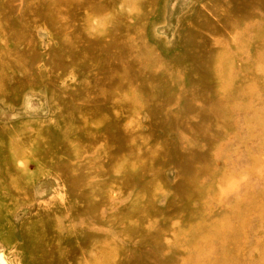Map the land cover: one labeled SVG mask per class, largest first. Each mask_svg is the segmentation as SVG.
<instances>
[{
	"label": "rangeland",
	"instance_id": "obj_1",
	"mask_svg": "<svg viewBox=\"0 0 264 264\" xmlns=\"http://www.w3.org/2000/svg\"><path fill=\"white\" fill-rule=\"evenodd\" d=\"M221 263L264 264V0H0V264Z\"/></svg>",
	"mask_w": 264,
	"mask_h": 264
},
{
	"label": "bare ground",
	"instance_id": "obj_2",
	"mask_svg": "<svg viewBox=\"0 0 264 264\" xmlns=\"http://www.w3.org/2000/svg\"><path fill=\"white\" fill-rule=\"evenodd\" d=\"M247 193H248V192H247ZM251 201H253V199H252ZM242 203H243V201H242ZM242 203H241V204H242ZM233 204H234V203H233ZM238 204H239V203H238ZM248 204H250V203H248ZM242 205H243V204H242ZM243 206L246 207V204H244ZM243 206H242V208H244ZM247 206H248V205H247ZM252 206H253V205H252ZM233 208H234V207H233ZM233 208H232V209H233ZM242 208L239 207L238 209H242ZM254 208H255V207H254ZM258 208H259V207H258ZM232 209H231V210H232ZM235 209H236V206H235V208L233 209V211H234ZM248 209H249V208H248ZM246 210H247V209H246ZM246 210L243 211V214H244V212H245ZM236 211H237V210H236ZM249 211H250V210H249ZM241 212H242V210H241ZM241 212H240V214H241ZM253 212H254V209H253ZM255 212H256V210H255ZM257 212H258V211H257ZM245 213H246V212H245ZM234 214H235V213H234ZM236 214H237V213H236ZM254 214H255V213H254ZM256 215H257V214H256ZM237 216H238V215H237ZM243 216H246V215H243ZM228 217H229V216H228ZM230 217H231V216H230ZM230 217H229L227 220H229ZM236 218H237V217H236ZM236 218H235V216H234V219H235V220H236ZM223 219H225V217H224ZM238 219H239V218H238ZM230 221H231V220H230ZM232 221H233V220H232ZM232 221H231V222H232ZM236 221H237V220H236ZM238 221H239V220H238ZM226 222H227V221H226ZM226 222H225V223H226ZM237 223H238V222H237ZM195 224H196V223H195ZM195 224H193V225H195ZM223 224H224V223H223ZM230 224H231V223H230ZM230 224H228V225H230ZM228 225H227V226H228ZM224 226H226V225H224ZM192 227H193V226H192ZM239 227H240V226H239ZM236 228H237V227H236ZM225 229H226V227H225ZM225 229H224V230H225ZM230 229H232V228L230 227ZM216 230H217V228H216ZM227 230H228V229H227ZM233 230H234V229H233ZM218 231H219V230H218ZM220 231H221V230H220ZM234 231H235V230H234ZM234 231H233V233H234ZM223 232H224V231H223ZM223 232H222V233H223ZM227 232H228V231H227ZM230 232H231V231H230ZM237 232H238V230H237ZM237 232H235V233H237ZM222 233H221V235H222ZM225 233H226V232H225ZM210 234H211V233H210ZM223 234H224V233H223ZM239 234H240V233H239ZM221 235H220V236H221ZM224 235H225V236L227 235V237H229L227 233L224 234ZM229 235H230V234H229ZM231 235H232V234H231ZM231 235H230V237H231ZM216 236H217V235H216ZM216 236H215V237H216ZM222 236H223V235H222ZM221 238H222V237H221ZM221 238H220V239H221ZM223 238H224V236H223ZM237 240H238V239H237ZM221 241H222V240H221ZM228 241H229V239H228ZM236 244H237V243H236ZM237 245H238V244H237ZM222 248H223V247H222ZM224 248H225V246H224ZM220 251H221V250H220ZM224 252H225V251H224ZM225 254H226V253H225ZM227 256H229V255H227ZM228 258H229V257H228ZM221 264H222V263H221Z\"/></svg>",
	"mask_w": 264,
	"mask_h": 264
}]
</instances>
